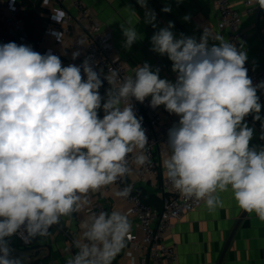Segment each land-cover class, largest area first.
I'll list each match as a JSON object with an SVG mask.
<instances>
[{
    "label": "clouds",
    "instance_id": "1",
    "mask_svg": "<svg viewBox=\"0 0 264 264\" xmlns=\"http://www.w3.org/2000/svg\"><path fill=\"white\" fill-rule=\"evenodd\" d=\"M137 3L144 9V23L156 28V13L147 0ZM248 3L264 10V0ZM52 13L62 25L65 13ZM120 27L122 46L130 50L141 34L131 18ZM201 27L199 39L184 33L177 37L169 21L150 39L151 51L172 62L175 82L160 78V69L147 62L121 78L115 69L107 74L94 69L88 58L79 66H63L51 51L0 44V264H22L12 254L11 237L27 244L52 236L49 230L61 217L88 204L87 194L130 175V154L137 167L150 163L143 117L133 104L149 97L151 108L164 106L179 117L168 130L162 160L171 187L186 199L203 201L210 213L223 206L220 194L230 191L240 209L264 222V147H250L254 129L245 121L249 115L261 121L264 139L257 95L264 81L253 85L248 76L242 41L237 47L208 25ZM52 34L61 42L62 32ZM86 42L84 35L76 41L81 48ZM80 54L74 51L72 59ZM104 81L109 87L101 95ZM130 193L131 185L116 195ZM80 228L73 241L77 251L65 264H112L132 239L129 214L116 210L92 214Z\"/></svg>",
    "mask_w": 264,
    "mask_h": 264
},
{
    "label": "crops",
    "instance_id": "2",
    "mask_svg": "<svg viewBox=\"0 0 264 264\" xmlns=\"http://www.w3.org/2000/svg\"><path fill=\"white\" fill-rule=\"evenodd\" d=\"M38 2L39 7L42 8L41 14L47 17L48 22L51 1L47 0L46 5L44 0ZM85 2L102 22L104 29L112 31L115 47L131 72L137 65L147 62L153 69L157 67L160 69V78L175 82L176 73L172 71V62L166 55L161 56L151 51L150 43L154 32L167 26L169 21L174 23L172 31L177 37L180 33H184L186 36H195L199 39L203 31L201 26L208 25L213 33L223 35L229 40L228 30L220 29L218 25L216 0H180V2L147 0L148 7L156 13V28L144 23V9L137 0H85ZM231 3L243 15L242 29L248 35L245 43L248 60L255 69L259 70L264 67V12L258 5H252L254 10L246 12V6L241 0H231ZM166 5L171 7V12L162 11ZM126 6L135 9L138 16H132ZM71 11L74 13L75 9L72 8ZM185 15H190L191 19L185 21L183 19ZM129 18L141 34V39L135 42L130 50H126L122 46L125 38L120 24H124ZM46 26L47 24L39 25L35 37L41 38ZM42 45L47 49H58L65 51L69 56L72 55L70 51H66L62 42L46 41L42 42ZM70 64L75 63L66 61L64 66ZM108 87L109 85L106 84V89ZM257 95L262 105L260 115L264 118V100L258 92ZM245 121L254 129L250 147L257 149L264 147V139H261V121H254L251 115L247 116ZM163 158L164 154L160 159L161 165ZM129 177L147 197L153 196L152 206L157 207L159 199L162 201L161 180H158L156 187H150L145 179L139 178L135 167L132 168ZM117 191L118 188L114 186L109 193L101 190L95 194V197L108 204H117L120 202L116 195ZM220 196L223 206L217 208L215 212L210 213L203 203L199 208L185 213L166 233V242L175 245L177 249L175 264H218L232 232L234 234L220 264H264V222H261L254 213L249 214L240 209L230 191L221 193ZM87 218L88 215L84 210L68 217H61L60 223L53 225L49 230L52 236L37 237L28 255L22 257V262L45 258L47 264H65L67 256L77 251L73 241L80 237L82 232L80 224ZM11 248L15 253L21 251L16 246L11 245ZM25 253L27 252L20 254ZM139 254L138 250L126 242V246L116 255L112 264H138Z\"/></svg>",
    "mask_w": 264,
    "mask_h": 264
},
{
    "label": "built area",
    "instance_id": "3",
    "mask_svg": "<svg viewBox=\"0 0 264 264\" xmlns=\"http://www.w3.org/2000/svg\"><path fill=\"white\" fill-rule=\"evenodd\" d=\"M50 1L52 6L46 29L43 36L37 38L32 37L27 28L26 11L29 4L24 0H0V44L15 42L18 45H30L40 54L51 51L52 54L60 57L63 66L66 61L79 66L85 58H88L93 68L98 71L103 69L104 74L112 69L117 70L121 78L132 74L115 47L112 31L104 29L102 22L85 0ZM241 1L246 6V12L254 10L248 0ZM30 3L33 7L40 6L38 0H30ZM216 5L220 29H227L229 40L236 43L237 47L242 41L245 49L248 35L242 29V13L234 8L231 0H216ZM72 8L75 9L74 13L71 11ZM55 9H60L65 13L62 25L53 19L52 11ZM53 31L63 33L61 42L64 43L66 51L73 53L79 50L81 52L77 59L73 60L72 55L69 56L65 51L47 49L42 45V42L58 41L52 34ZM81 35L87 37V47L81 48L77 45L76 41ZM245 67L248 69V76L253 81V85L264 81V67L259 70L255 69L249 60L246 61ZM257 92L264 100V89ZM149 101L150 97L144 103L133 100V104L137 116L143 117V127L149 139L144 153L149 157L150 163L137 167L131 162L134 154H130L129 166L135 167L139 178L145 179L150 187H156L158 180H161L163 189L161 206L156 207L146 203L135 181L128 175L120 178L113 185L87 194L89 202L82 210L88 217L92 214L98 215L100 212L110 214L114 210L129 214L132 239L126 242L139 251L138 264H175L177 249L175 245L166 242V233L185 213L199 208L203 201L186 199L171 187L164 175L160 159L165 152L168 130L178 123L179 117L167 112L164 106L151 108ZM129 185H131L130 195L127 198L119 197L120 202L117 204H108L95 197V194L101 190L109 193L114 186L119 191ZM13 237L23 241L19 236ZM24 244L29 245L30 243Z\"/></svg>",
    "mask_w": 264,
    "mask_h": 264
},
{
    "label": "trees",
    "instance_id": "4",
    "mask_svg": "<svg viewBox=\"0 0 264 264\" xmlns=\"http://www.w3.org/2000/svg\"><path fill=\"white\" fill-rule=\"evenodd\" d=\"M24 2L29 4L28 9L26 11L27 28H28L30 35L32 37H34L36 35L35 32L38 31V26L39 25L45 26L47 24V17H45L43 14H41V11H42L41 7H39V6L33 7V5L30 3V0H24ZM106 84H107V81H104L103 86L100 89L101 95H103L105 93ZM100 115L102 116L103 113L101 112ZM142 197L146 203L152 205L151 200L153 199V196L147 197L144 193H142ZM161 204H162V201L159 199L157 207H160ZM13 239L19 240L23 245H25L23 243V241H21L20 239H18L16 237L10 238V245L18 246V243L14 242ZM32 244H33V241H31L29 245H25V246L30 247V246H32ZM36 262L37 261L32 262L30 264H35Z\"/></svg>",
    "mask_w": 264,
    "mask_h": 264
},
{
    "label": "rangeland",
    "instance_id": "5",
    "mask_svg": "<svg viewBox=\"0 0 264 264\" xmlns=\"http://www.w3.org/2000/svg\"><path fill=\"white\" fill-rule=\"evenodd\" d=\"M35 240H36V238L33 239L32 241H35ZM13 241L16 242V243H18V246H16V247L19 248L22 252H21V251H18V253H15L14 250L12 249V254H13L14 256L19 257L20 259H23L22 257H25V256L28 255V251L31 250L30 247H32V246H30V247H25V246H23V244H22L19 240H16V239L14 240V239H13ZM32 248H33V247H32ZM23 251H24V252L26 251L27 253H25V254H20V253H24ZM35 261H37L35 264H47V260H46L45 258L32 260V261H30V262H22V264H30V263L35 262Z\"/></svg>",
    "mask_w": 264,
    "mask_h": 264
},
{
    "label": "water",
    "instance_id": "6",
    "mask_svg": "<svg viewBox=\"0 0 264 264\" xmlns=\"http://www.w3.org/2000/svg\"><path fill=\"white\" fill-rule=\"evenodd\" d=\"M233 234H234V233L232 232L231 235L229 236V238L227 239V242H226L225 248H224V250H223V253H222V255H221V258H220V261H219L218 264H220V262L222 261V258H223V255H224V252H225L226 248L228 247V245H229V243H230V241H231V239H232Z\"/></svg>",
    "mask_w": 264,
    "mask_h": 264
}]
</instances>
